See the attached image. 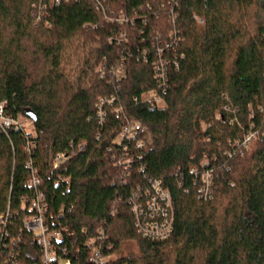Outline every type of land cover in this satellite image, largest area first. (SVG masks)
I'll return each mask as SVG.
<instances>
[{
    "label": "trees",
    "instance_id": "1",
    "mask_svg": "<svg viewBox=\"0 0 264 264\" xmlns=\"http://www.w3.org/2000/svg\"><path fill=\"white\" fill-rule=\"evenodd\" d=\"M105 2L127 21L107 20L93 0H0V102L33 120L37 143L29 152L23 132L0 131V211L10 208L11 233L32 194L30 160L46 222L62 231L72 264H89L92 239L107 264H264V0ZM121 32L128 42L118 45ZM158 46L167 83L164 105L152 108L141 96L159 89ZM129 119L147 126V146L115 141ZM249 130L256 139L240 154L236 143ZM205 158L217 183L209 199L191 171ZM154 179L173 199L164 240L144 237L132 211ZM20 245L21 264L39 260L30 232Z\"/></svg>",
    "mask_w": 264,
    "mask_h": 264
},
{
    "label": "built area",
    "instance_id": "2",
    "mask_svg": "<svg viewBox=\"0 0 264 264\" xmlns=\"http://www.w3.org/2000/svg\"><path fill=\"white\" fill-rule=\"evenodd\" d=\"M106 0H93L97 11L103 13L104 17L109 21H127L126 15L120 12L119 15L114 16V13H108V4ZM60 0H50V5L59 3ZM46 3L39 4V11L37 15L38 22L41 18L43 9H46ZM174 9H172L171 13ZM130 22H135L133 18L129 19ZM200 24L203 22L202 18H198ZM49 25V22L46 21ZM117 39V44L128 42L126 32H121ZM164 49L158 46L155 49V59L152 64L155 70V78L159 84V89L147 90L142 93L141 99L151 105L152 108L164 105V99L160 91H165V84L167 83V60L163 56ZM102 68L99 71L102 72ZM124 67L120 65L115 70H111L117 77L124 75ZM105 77V72L101 73V78ZM114 99L102 100V102H112ZM117 110V109H116ZM103 117L104 113L101 111L99 114ZM217 118H220L218 114ZM8 129H15L21 131L26 135L27 143L26 149L32 151L37 143L35 141L36 131L34 123L31 118L18 114L12 116L7 114L5 102H0V131L7 132ZM147 132L148 128L138 119H129L124 123L116 136L115 141L122 144H129L131 142L139 148L147 146ZM256 133L252 130L246 132L241 141L236 144L239 145V153L242 154L244 149L248 148L253 140L256 139ZM124 146L126 149L127 146ZM229 155H233L232 153ZM66 155L61 153L57 154L54 158V167L58 165ZM132 159L129 158L125 161L127 167L130 165ZM210 159L205 158L199 167H192L191 171L199 175L200 187L199 197L209 199L217 188L215 172L210 165ZM26 168L31 171V176L28 180L29 186L32 188L31 195H24L21 199V210L24 211L22 216V227L19 228V233L12 234L10 226H12V213L10 208L6 211H0V264H21L18 259V253L21 248V239L24 231L30 232L39 247V260L31 264H72V260L67 256V246L62 245L63 233L59 229H51L46 222L47 201L44 192L38 188L40 185V178L36 175V170L32 162L29 160L26 163ZM199 172V173H198ZM132 211L134 213L135 225L137 230L146 238L154 240H164L169 237L173 230L174 223V206L171 192L167 187L162 184L159 179L151 181L149 188L142 194H138L132 201ZM104 238V232L100 231L99 241ZM92 239L87 242V247L90 248L88 257L89 264H107L109 255L103 251L102 243L95 242ZM92 243V244H91ZM94 244V245H93ZM110 248V245H108Z\"/></svg>",
    "mask_w": 264,
    "mask_h": 264
},
{
    "label": "rangeland",
    "instance_id": "3",
    "mask_svg": "<svg viewBox=\"0 0 264 264\" xmlns=\"http://www.w3.org/2000/svg\"><path fill=\"white\" fill-rule=\"evenodd\" d=\"M114 258L113 259H115V258H117L118 256L116 255V256H113Z\"/></svg>",
    "mask_w": 264,
    "mask_h": 264
},
{
    "label": "water",
    "instance_id": "4",
    "mask_svg": "<svg viewBox=\"0 0 264 264\" xmlns=\"http://www.w3.org/2000/svg\"><path fill=\"white\" fill-rule=\"evenodd\" d=\"M31 115L34 117V115L31 113Z\"/></svg>",
    "mask_w": 264,
    "mask_h": 264
}]
</instances>
